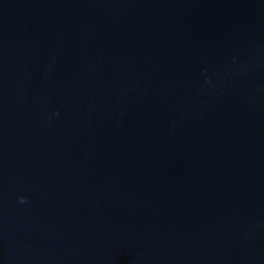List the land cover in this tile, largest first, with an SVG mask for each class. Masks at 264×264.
Instances as JSON below:
<instances>
[{"label":"water","instance_id":"1","mask_svg":"<svg viewBox=\"0 0 264 264\" xmlns=\"http://www.w3.org/2000/svg\"><path fill=\"white\" fill-rule=\"evenodd\" d=\"M0 264H264V0H0Z\"/></svg>","mask_w":264,"mask_h":264}]
</instances>
